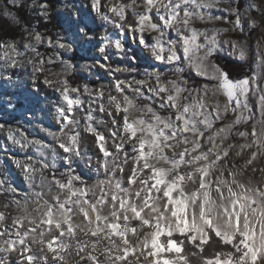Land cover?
Segmentation results:
<instances>
[{
	"label": "snow or ice",
	"instance_id": "snow-or-ice-1",
	"mask_svg": "<svg viewBox=\"0 0 264 264\" xmlns=\"http://www.w3.org/2000/svg\"><path fill=\"white\" fill-rule=\"evenodd\" d=\"M12 3L18 6L16 0ZM234 4L238 0H129L109 9L121 23L101 15L117 28L127 27L156 61L172 65L175 78L164 80L157 72L150 73L146 80L115 83L116 95L109 94L108 103L120 116L119 121H111L116 126L111 136L114 141H122L113 144L117 154L124 153L121 164L109 162L114 154L106 147L107 138L91 123L93 117H86L84 130L94 136L104 158V179L89 185L71 172L66 180L55 176L49 179L44 175L47 163L36 168L32 163L15 161L24 179L40 191L33 193L32 200L0 205L5 209L14 207L18 213L12 217V229L4 227L0 231V264L17 252L27 264H49V256H37L33 244L39 245L41 253L46 249L55 264H264V166L257 167L264 158V86L256 74L233 78L212 59L226 46L237 59H248L246 41L221 39L242 27L239 8ZM38 7L46 18L49 5L40 3ZM91 7L101 14L100 0H91ZM213 9L228 13L229 19L213 14ZM245 11L258 12L264 23V5L250 2ZM129 12L132 23H128ZM4 16L15 19L8 11ZM217 21L231 28L208 31L195 27L197 22ZM248 28L254 31L260 24L250 18ZM169 31L176 39L168 36ZM145 32L156 33L151 43ZM41 44L54 50H72L61 38L54 40L33 30L23 47L36 57L27 61L34 73L43 74L45 64L55 62L51 56L45 61L37 47ZM114 47L125 51L119 40ZM256 47L255 64L264 68V42L257 41ZM23 55L15 40H0V67H22ZM62 63L65 72L73 68L70 63ZM185 69L203 82L189 86V81L182 78ZM35 79L33 75V83ZM152 79L155 84L149 91L160 100L158 109L138 103L147 100L142 89ZM43 84L59 93L66 106L55 108L62 132L67 129L66 141L49 134L63 153L80 156L81 138L79 133L70 134L75 129L69 127L79 124L71 114L83 103L80 90L66 79L52 80L47 75ZM125 88L133 95L129 96ZM84 94L93 97L90 102L104 98L103 91L93 94L86 86ZM100 110H105L103 104ZM16 132L19 138L12 130L7 132L14 144H39L19 129ZM235 139L243 142H229ZM125 142L131 143L134 153L130 170L126 168L129 159ZM233 153L237 157L247 154L242 166L235 163ZM65 163L70 165L71 161ZM249 168L253 175L247 182L237 179ZM126 172L128 187L124 186ZM256 173L260 179L255 178ZM4 193H15V189L0 181V194ZM46 194L51 200L45 198ZM30 204L33 207L29 208ZM6 219L0 211V224ZM25 224L27 228L21 231ZM212 246L218 250L214 249L213 258H207L204 253Z\"/></svg>",
	"mask_w": 264,
	"mask_h": 264
},
{
	"label": "rangeland",
	"instance_id": "rangeland-1",
	"mask_svg": "<svg viewBox=\"0 0 264 264\" xmlns=\"http://www.w3.org/2000/svg\"><path fill=\"white\" fill-rule=\"evenodd\" d=\"M121 2L128 3L129 0H100L101 14L98 15L92 10L91 0H61L57 8V17L60 19V24L56 28H52L49 16L50 7L47 8L48 16L46 18L40 15L38 5L40 3L49 5L45 0H16L17 7L13 6L12 0H0V40H15L19 50L24 53L20 57L23 61L22 67H0V126H2L0 128V181H3L6 187L15 189V193L0 194V205L14 200L23 202L25 198L32 200L34 198L33 193L40 191V188L31 185L24 179V174L21 168L16 166L15 161H20L22 164L32 163L36 168H39L43 163H47L48 168L44 169V175L49 179L55 176L58 179L66 180L69 172L81 177L89 185L94 184L97 180L104 179L106 174L101 167L104 158L95 145L94 136L86 133L84 130V126L87 123L86 117L91 115L93 117L91 123L98 132L107 138L106 147L114 154L109 157V162L114 161L117 164H121L124 159V153L117 154L113 144H119L122 141L119 139L114 141L111 136L112 131L116 128V126L111 124V121L113 119L119 121L120 116L115 113L114 107L108 103L109 94L116 95L115 83L118 81L131 83L135 80H146L149 79L150 73L157 72L161 74L164 80L175 78L170 70L172 65L156 61L150 49L140 46L138 38L134 37L127 27L123 29L117 28L114 26V23L101 19L102 14H107L116 23H121L109 11L113 5ZM250 2L264 5V0H238V4H234V6L239 8L242 27L236 30L235 33L229 32L227 36L221 37V39L246 41L249 51L248 59L244 61L237 59L232 54L230 46L220 48L212 59L215 63V57H221L225 60L238 63L249 62L251 76L256 74L260 78V85L264 86V68H258L254 60L258 51L256 47L257 41L264 42L262 40L264 23L260 22V14L258 12L250 13L245 11V5ZM225 6L221 5V7ZM140 10L137 9V11ZM5 11L11 13L15 19L11 17L5 18ZM212 13L223 15L225 20L229 19L226 12L218 13L213 9ZM250 18L255 19L260 24L259 29L253 31L248 28ZM132 22L131 12H129L128 23ZM17 27H21L22 32L18 33V35H21L20 37L14 39L12 35L16 32ZM195 27L211 31L213 28H231V25L219 21L208 24L197 22ZM33 30L54 40L59 37L62 42L70 44L72 48L71 51H64L60 49L54 50L43 44L38 45V51L43 54L45 61H47L49 56L55 61L52 64H45V72L43 74L39 72L34 73L33 66L28 64L27 61L29 58L36 59V57L34 53L26 51L23 47L25 38ZM144 35L151 43L156 33L145 32ZM168 36L171 39H176L174 32L169 31ZM116 40L121 41L125 49L124 52H119L114 47ZM101 47L105 49L103 53L99 51ZM74 53L78 55L77 58L74 57ZM62 62L72 64L73 68L66 72L63 71L64 64ZM100 65H104L105 67H101ZM114 69H121V71L117 72ZM52 73L60 75H52ZM190 74L196 77L194 73L190 72ZM33 75L36 78L35 83H33ZM45 75L52 80L66 79L71 87L80 90V99L83 103L71 114L73 118L79 121V124L69 126L75 129L70 134L79 133L81 138L78 149L81 153L80 156L63 153L58 148L57 141L53 135L49 134H55V136L66 141L67 135L65 133H67V129L62 132L61 124L57 121V113L55 111L57 106H66L63 105L59 93L54 91L52 87H46L43 84ZM5 76L10 77V79H5ZM154 84L155 80L152 79L149 85L142 89L147 100L140 99L138 103L141 105L147 103L158 109L160 100L152 96L149 91V88ZM85 86L93 94L103 91V100L90 102L93 100V97L84 94ZM133 87L137 86L133 84ZM124 91L129 96L133 95L127 88ZM221 103H223V98H221ZM101 104L105 107L104 111L100 110ZM109 112L112 115H109ZM17 129L23 132L29 140L38 141L39 144L28 145L27 147L14 144L7 138V132L8 130H12L17 138H19V133L16 132ZM229 142L239 144L243 141L235 139ZM40 145H48V147L41 148ZM124 148L129 159V164L126 168L130 170L132 166L131 157L134 155L131 143L125 142ZM246 158V153L239 157L233 153V160L237 165L242 166ZM65 160H70L71 164L65 163ZM53 164L55 168L52 167ZM260 166H264V158H261L260 163L257 164V167ZM241 171H243L242 167ZM127 174L126 172L125 187H128ZM252 175L249 168L243 176L238 175L237 179L247 182L248 177ZM117 176H119V173H117ZM255 178L260 179V174L256 173ZM36 181L38 184L39 174L36 176ZM45 193H47V189H45ZM45 198L51 200V197L47 194ZM31 207L33 205L30 204L29 208ZM0 211L4 212L7 217L3 224H0V231L4 230V227L11 230L12 217L18 214L16 209L14 207L5 209L0 206ZM26 228L27 224H25V228L21 229V231H24ZM52 234L56 235V233ZM12 238L15 239V236ZM80 238H83V234H80ZM29 244H31L30 238ZM31 247L37 256L47 254L49 256V264H55V262L51 261V254L47 253L46 249L44 253H41L39 245L33 244ZM211 249L208 251L207 248V253L210 252L211 254L213 250ZM0 256H3V254H0ZM3 264H27V262L26 260H22L20 254L17 252L5 257Z\"/></svg>",
	"mask_w": 264,
	"mask_h": 264
},
{
	"label": "trees",
	"instance_id": "trees-1",
	"mask_svg": "<svg viewBox=\"0 0 264 264\" xmlns=\"http://www.w3.org/2000/svg\"><path fill=\"white\" fill-rule=\"evenodd\" d=\"M50 7V24L52 26V28H56V26H59L58 24H60V19L59 17H57V8L61 3V0H45ZM16 32H14L13 38L16 39L17 37H20L21 35H18L19 32H22V28L21 27H17V29L15 30ZM74 57L77 58L78 55H76V53H74ZM216 60V64H218L221 68H223L226 72H228L233 78L236 77H249L251 76V69H250V64L249 62H243V63H238L235 61H229V60H225L224 58L221 57H215ZM138 71V70H137ZM183 79H187L189 81V86H195L199 83H202V79H199L197 77H193L189 71H187L185 69V72L183 74ZM215 247V248H214ZM215 249L218 250L216 248V246H212V247H208V251H210V249ZM211 249V250H212ZM214 249L212 250V253L210 254V252L204 253V255L207 258H213L214 257Z\"/></svg>",
	"mask_w": 264,
	"mask_h": 264
}]
</instances>
